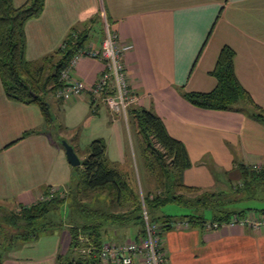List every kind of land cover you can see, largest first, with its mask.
<instances>
[{
	"label": "crops",
	"instance_id": "crops-1",
	"mask_svg": "<svg viewBox=\"0 0 264 264\" xmlns=\"http://www.w3.org/2000/svg\"><path fill=\"white\" fill-rule=\"evenodd\" d=\"M26 1L14 0V4ZM255 5L256 10L264 8V0H45L41 15L25 25L26 56L30 62H44L72 30H87L85 47L102 49L105 21L110 22L119 44L133 46L123 55L133 105L161 117L170 135L185 143L192 165L183 173L184 182L216 191L212 189L216 175L224 172L240 182V166L254 170L264 166V123L240 111L197 107L183 92L213 90L217 78L212 72L223 47L230 46L238 80L264 109V28L259 24L264 19L252 22L246 15ZM54 62L48 65L50 72ZM105 70L104 60L83 57L72 74L94 84ZM56 90L50 108L64 118L63 127L72 132L69 139L78 146L79 130H75L87 128L91 138L105 139L108 158L129 172L132 163L119 119L125 115L102 98L93 101L85 94L66 102L55 95ZM50 126L38 105L9 99L0 78V206L12 210L37 202L46 191L69 190L74 168ZM30 130L39 132L25 136ZM164 232L167 264H264V228L190 225ZM127 233L112 241L130 240ZM55 240L59 246L46 264H57L58 255L69 252L68 227L59 229ZM42 261L46 257L37 253L9 255V264ZM134 264L143 262L137 259Z\"/></svg>",
	"mask_w": 264,
	"mask_h": 264
},
{
	"label": "trees",
	"instance_id": "trees-1",
	"mask_svg": "<svg viewBox=\"0 0 264 264\" xmlns=\"http://www.w3.org/2000/svg\"><path fill=\"white\" fill-rule=\"evenodd\" d=\"M44 8L45 0H27L20 6H16L14 0H0V78L9 99L38 105L45 125L50 126L54 117L45 95L62 86L60 71L86 46L88 31L73 30L55 55L45 58L43 64L36 63L42 64L38 67L26 56L25 25L41 15ZM53 59L56 60L53 71L47 74ZM234 59L235 51L224 46L212 72L217 78L216 87L208 92L184 91L183 96L197 107L240 111L264 123V109L238 80ZM127 118L140 139L146 166L155 177L158 191L142 196L132 183L130 172L119 169L108 158L105 139L94 138L81 164L73 166L75 171L67 192L46 191L43 193L45 199L12 210L0 206V264L2 251L16 241H31L43 231L54 232L64 227H68L70 233V247L68 253L58 255L57 264H106L100 258L105 242H116L112 240L123 237L131 227H137L134 240L145 235L143 202L151 220L162 224L163 231L172 227L174 216H163L159 221L155 214L168 204L194 208L196 213L182 216L191 226H205L207 218L199 213L203 209L211 208L214 211L211 221L220 223L250 211L264 215V208H215L219 203L239 199L246 190L254 192L256 187L263 185V169L240 166L242 179L238 185L231 184L227 191H202L184 182L183 173L192 165L188 149L183 141L170 135L161 117L131 104L127 108ZM37 132L30 130L24 135ZM62 138L59 137L58 142L64 148ZM61 209L65 211L64 216L58 215ZM88 247H92V252L83 253Z\"/></svg>",
	"mask_w": 264,
	"mask_h": 264
},
{
	"label": "built area",
	"instance_id": "built-area-1",
	"mask_svg": "<svg viewBox=\"0 0 264 264\" xmlns=\"http://www.w3.org/2000/svg\"><path fill=\"white\" fill-rule=\"evenodd\" d=\"M106 35L102 49L84 47L80 49L70 63L60 71L62 86L56 92L63 100H70L82 95H90L92 100L102 98L114 111L127 115V108L134 101L132 90L127 81V69L123 55L132 45L119 44L118 36L113 32L110 22L105 21ZM83 57L100 58L105 61L106 70L101 73L94 84L76 79L72 71ZM264 170V166L257 167ZM54 193V192H52ZM46 197L41 196L40 199ZM143 218L145 221V235L137 240L125 242H105L102 245L100 258L106 264H134L141 259L143 264H167L163 254L162 224L153 222L146 205L143 202ZM191 224L188 220H173L172 227L183 228ZM250 226L254 229L264 228V215H257L250 211L245 215H234L228 222L207 221L208 229H219L223 226ZM92 247L84 248L83 253H91Z\"/></svg>",
	"mask_w": 264,
	"mask_h": 264
},
{
	"label": "rangeland",
	"instance_id": "rangeland-1",
	"mask_svg": "<svg viewBox=\"0 0 264 264\" xmlns=\"http://www.w3.org/2000/svg\"><path fill=\"white\" fill-rule=\"evenodd\" d=\"M255 8H256V5L254 6L253 9L251 8L249 12H247L248 14H246V15H250L249 20L252 22H258V20L264 19L263 17L264 8H261L259 10H256ZM259 24L261 25V28H264L263 21ZM42 64H36V65L40 67L42 66ZM49 72L50 71L48 70L47 74ZM55 95L57 96V92ZM53 96H54L53 92L49 91L45 95V98L50 103ZM65 101L67 102L68 100H65ZM69 101H71V99ZM134 101H131L132 105L134 104ZM51 109L54 111V108H51ZM121 115L123 114L121 113ZM53 117H54V122L49 127V132L51 133V135L54 138H56L57 141H59V137L60 138L63 137L62 139L67 140L70 144L71 143L74 144L73 140L69 139L68 137V135H70V133L72 132L68 134L66 128L63 127V124L64 126H66L63 120L64 118L59 114H55V112H53ZM119 119H120L121 128L123 132V138L127 145L129 159H130V162L132 163V169H129L131 164H129V168H128L132 183L136 185L138 191L140 192L142 196L143 194H146L148 192H153V193L157 192L158 185L156 183L155 177L151 174V172L146 166L142 144L140 142V139L137 136L136 131L133 128V125L128 120L127 115L126 117L124 116L119 117ZM77 130H79V132ZM75 131L78 132V139H79L78 146H76L77 145L76 143L74 144L75 149L80 157H85L87 155L86 150L88 148V145L90 144L93 138H91V136L89 135V131L87 128L80 127L76 129ZM229 176L230 174L226 175L224 172L220 173V175H216L215 178L216 179L218 178V180L216 181V186H212L213 187L212 189L227 191V190H230L231 184L232 186H235L240 183L236 181L233 182L231 180L232 178ZM202 191H207V190H202ZM223 207H225L226 209H241V208H246V207L259 208V209L264 208V184L260 185V187H256L254 192H249V190H246L245 194L239 199L233 200V201H230L224 204L219 203L218 205H216L215 208L219 209ZM59 212H61V214L58 213V215L64 216L65 214L64 209H61ZM193 212L196 213L194 208L184 207V206L177 205V204H168L156 210L155 216L159 217L158 220L161 221L163 220V216H166V215H172V216L178 217V216H184L187 214H191ZM199 213L203 214L205 218H207V220H211L213 217L214 211L210 208V209H203L199 211ZM136 232H137V227H131L129 229V234H127V237L130 239H133L136 235ZM164 233L165 232L163 231L162 240H163ZM54 234L56 235L53 236ZM56 236H59L58 229L55 230L54 232L49 231V230L43 231L41 232L38 238L31 240V241H21V240L16 241L13 244V246L9 247L8 250L2 251V255H3L2 260H1L2 264H9V255L10 256L16 255V256L22 257L23 255L29 254V253H37V255H44L46 257V261H42V262L43 264H46V262H48L49 260V257L53 255V253L55 252L56 247L58 248L59 246V243H57V240H55ZM47 238H50V239L48 241H45ZM34 245L36 247L32 248L31 246H34Z\"/></svg>",
	"mask_w": 264,
	"mask_h": 264
},
{
	"label": "water",
	"instance_id": "water-1",
	"mask_svg": "<svg viewBox=\"0 0 264 264\" xmlns=\"http://www.w3.org/2000/svg\"><path fill=\"white\" fill-rule=\"evenodd\" d=\"M61 142H62V144H63V146L65 148L66 156H67V159H68L69 163L72 166H79L81 164V158L78 155V153L76 152V150L73 147V145L70 144L65 139H62Z\"/></svg>",
	"mask_w": 264,
	"mask_h": 264
}]
</instances>
